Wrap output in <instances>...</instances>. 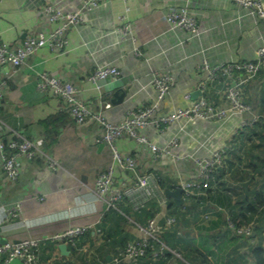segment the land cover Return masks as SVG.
<instances>
[{
  "label": "crops",
  "instance_id": "obj_1",
  "mask_svg": "<svg viewBox=\"0 0 264 264\" xmlns=\"http://www.w3.org/2000/svg\"><path fill=\"white\" fill-rule=\"evenodd\" d=\"M49 1L66 11L78 8L81 3V0ZM260 1L264 7V0ZM43 3L0 0V43L20 44L26 34L52 28L54 24L47 22L42 14ZM178 6L187 7L196 16L195 31L168 27L163 13ZM82 15L81 23L67 31L68 47L60 52L41 48L26 57L7 78L0 106L2 140L23 136L40 151L31 158L19 155L20 172L15 179L3 171L0 155V243L36 239L40 264H133L130 258L121 257L117 252L128 237L142 236L141 231L131 218L123 220L117 213L104 212L105 203L94 194L97 176L113 161L111 148L101 139L95 122L77 124L55 92L37 89V73L45 70L71 82L77 87L78 99L89 109L102 110L109 120L117 121L129 109L155 97L152 72L168 66L174 80L161 103V108L168 110L195 98L192 92L202 77L197 75L196 66L203 59L215 63L254 58L256 48L264 42V20L251 9L221 0H101L95 9ZM125 23H129L126 35L120 29ZM134 46L142 56L132 52ZM99 66H116L124 81L121 86L110 85L112 91L122 89L124 94L108 108L99 105L98 90L87 78ZM263 81L264 77L259 82L257 75L244 87V100L252 107ZM185 93H189V100L183 99ZM205 96L214 103H224L217 90L210 89ZM218 127L221 131L225 127L228 132L216 133ZM146 132L157 144L177 134L179 150L190 156L206 155L216 145H232L234 136L227 118L221 121L182 119L167 126L165 133L152 127ZM116 145L121 154L129 153L135 158L139 172L155 167L168 177L169 173L189 177L197 171L188 159L174 162L164 156L154 164L147 147L138 146L125 136L119 137ZM232 147L236 155L237 148ZM131 177L130 170L122 172L115 167V185ZM261 186L259 180L255 189ZM260 191L264 198V185ZM158 199L159 196L154 198V206ZM171 202L174 201L166 197L165 204L159 206L157 220L166 214ZM17 204H20L17 215L3 219L4 210ZM220 213L200 218L190 229L184 228L182 234L199 245L210 264H236L231 261L233 249L248 243L230 231L223 229L219 233L222 241L209 247L211 253L201 246L207 237L210 242L213 225L218 229L222 226L225 217ZM75 226H88V230L77 235L75 246L66 244L67 252L62 254L57 247L61 242L52 237ZM7 264L24 263L12 259ZM168 264L179 263L172 259Z\"/></svg>",
  "mask_w": 264,
  "mask_h": 264
},
{
  "label": "built area",
  "instance_id": "obj_2",
  "mask_svg": "<svg viewBox=\"0 0 264 264\" xmlns=\"http://www.w3.org/2000/svg\"><path fill=\"white\" fill-rule=\"evenodd\" d=\"M42 14L47 20L54 24L50 29H40L35 33L26 34L20 44L0 43V106L3 90L6 87L7 78L15 73L26 57L47 47L53 52H60L69 45L68 29L78 26L82 21V13L95 9L101 0H81L78 8L66 11L59 8L49 0H43ZM42 1V2H43ZM237 4L245 9H251L259 18L264 20V7L260 0H221ZM164 20L169 28H177L187 32L197 29L196 16L185 6L170 8L163 13ZM124 35L129 33V23L120 27ZM132 52L140 57L142 52L136 46ZM264 66V42L255 50L252 59H236L232 61H218L209 63L203 59L196 66V73L202 77L198 81L197 89L200 94L190 100L188 104H178L168 110L161 108L166 94L170 90L174 75L170 67L156 69L152 72V86L155 97L143 102L134 109H129L125 115L117 121H111L102 110H92L78 99L77 87L69 81H65L41 70L36 76V87L39 91L52 90L61 99L63 108L70 114L77 124L95 122L100 130L101 139L109 145L112 151L113 161L109 168L97 176L94 194L97 199L104 202L105 209L116 208L122 198H127L133 209L142 207L148 200L159 196L158 205L166 202L164 188L159 184L158 173L155 167H150L139 172L135 158L127 153L121 154L116 145L119 137L125 136L133 139L140 146L144 145L151 153L152 162L156 164L164 156H169L172 161L191 160L197 167L194 175L181 177L169 173V179L181 186L183 193L198 194L195 192L200 187L207 186L213 172L217 169L226 170V160L229 158V145H218L208 155L190 156L179 150V142L174 136L168 137L162 144H157L148 135L146 130L152 127L154 130H162L182 119H197L202 121H221L228 119L229 126L234 135L241 136L260 119L264 114L258 107H252L244 100V87L254 80L260 68ZM87 78L95 84L98 90V103L104 108L111 105L112 90L110 85L117 83L123 85L120 72L116 66H99L87 74ZM217 90L224 103L217 104L207 99L205 94L209 90ZM189 93L183 95V99L189 100ZM7 149H10L7 151ZM40 149L30 140L23 136L18 139H9L7 144L2 140L0 134V155L3 156L2 168L10 179H15L20 172L18 165L19 155L27 158L33 157ZM115 167L122 172L130 170L133 177L122 179L118 185L114 184ZM247 180H232L227 187L235 193V198L243 195V185ZM176 187V186H175ZM182 193V195H183ZM20 209V204L11 206L4 210L3 219L15 217ZM213 211H222L227 223L223 226L236 236L247 241V245L240 246L242 252L248 251L249 245H254L258 238L254 233V221L241 225H235L226 210L216 207L201 215L202 219L210 217ZM142 233V236L130 241L124 256L133 258L143 254L149 238L156 239V235L174 223V217H166L163 224L157 222L156 218L147 220L146 225L136 223L130 219ZM88 226L71 227L61 233L53 235V239L75 246V237L82 234ZM260 244L264 247V233ZM39 242L36 239L5 240L0 243V264H7L12 259H20L24 264H40L38 254ZM164 246L159 250L163 254ZM182 264H189L180 254L174 252Z\"/></svg>",
  "mask_w": 264,
  "mask_h": 264
},
{
  "label": "trees",
  "instance_id": "obj_3",
  "mask_svg": "<svg viewBox=\"0 0 264 264\" xmlns=\"http://www.w3.org/2000/svg\"><path fill=\"white\" fill-rule=\"evenodd\" d=\"M262 75H264V66L258 72L259 82L260 77H264ZM262 83L256 95L254 107H258L260 112L264 114V84L262 85ZM236 137L239 139L236 140ZM11 139L18 138L12 137ZM7 141L4 140L3 142L7 144ZM230 143L232 144H229L230 147L234 146L238 151L235 148L237 154L233 155V147L232 149L228 148L229 153L232 154L226 160V170L217 169L214 171L213 178H211L208 185L195 191L198 194L183 193V203L176 204L171 202L168 205V211L157 222L163 224L165 218L171 216L175 219L174 223L158 233L156 239L149 238L143 254L130 258L133 264H168L172 259L182 264L174 252L180 254L189 264H210L208 255L198 247L199 245L195 244L194 240L184 236L182 230L184 228L190 229L191 225L197 222L202 214L216 207L226 210L235 225L245 224L250 220L254 221L253 229L258 241L253 246L249 245L246 252L233 249L232 254L234 257L230 260L236 264H264V247L260 244L264 230V209L261 208L264 206V198L260 191V188L264 185V119L256 122L243 135H234ZM9 150L7 149V151ZM157 173L159 184L162 188H174L176 186V182L169 179L167 173H162L158 170ZM245 179L247 182L243 185L242 199L235 198V193L227 185L232 180L243 181ZM259 180L262 186L256 190L255 187L258 185ZM251 183H254L253 187H251ZM248 194L250 197H248ZM154 203V199H151L142 207L133 209L128 199L122 198L117 203L116 208L110 207L105 209L104 212L112 211L121 216L123 220L131 218L138 224L146 225L147 220L156 218L160 210V205L156 203V206H154ZM220 212L222 211H213L214 214H219ZM207 220L209 222L211 219L208 218ZM226 223L225 218L219 229L216 227L217 225H213V233L209 235L210 242H207V237L201 244L204 249L206 247L210 251L209 247L211 245H218L222 241L219 233H222L221 231ZM77 237H75V240H77ZM137 238L136 236L128 237L124 241L122 249L117 252L118 255L124 257V250L127 244ZM164 246L166 248L163 249V254H159V250ZM38 254L40 259L39 248ZM230 260L228 261L229 263H231Z\"/></svg>",
  "mask_w": 264,
  "mask_h": 264
},
{
  "label": "water",
  "instance_id": "obj_4",
  "mask_svg": "<svg viewBox=\"0 0 264 264\" xmlns=\"http://www.w3.org/2000/svg\"><path fill=\"white\" fill-rule=\"evenodd\" d=\"M42 1L43 0H34L35 3H39V2L41 3ZM123 94H124V91H122V89H115L112 92V97L110 101L112 103L118 101L122 97ZM199 94H200L199 89H196L192 92L193 97H197ZM182 193H183V189L179 185H176V187L174 188H164V195L167 198H171L176 204H180L183 202ZM57 247L62 254L67 252L65 243L61 242L57 245Z\"/></svg>",
  "mask_w": 264,
  "mask_h": 264
},
{
  "label": "rangeland",
  "instance_id": "obj_5",
  "mask_svg": "<svg viewBox=\"0 0 264 264\" xmlns=\"http://www.w3.org/2000/svg\"><path fill=\"white\" fill-rule=\"evenodd\" d=\"M230 61H232V60H229V62H230ZM215 126H216V125H215ZM166 130H167V127H165V128L162 130V132L165 133ZM215 131H216V133H221V132H223V131H227V129L224 127L223 130L221 131V130H220V127H218V128L215 129ZM227 132H228V131H227ZM166 133L168 134L169 132H166ZM168 136H170V135H168ZM173 136H174L175 138H177V140H178V142H179V145H180V138H179V136H178L177 134H175V135H173ZM217 146H218V145H216L213 149H215ZM213 149H212V150H213ZM207 154H209V153H206V155H207ZM196 156H197V155H196ZM202 156H205V155L202 154ZM135 161H136V160H135ZM136 163H137V162H136Z\"/></svg>",
  "mask_w": 264,
  "mask_h": 264
}]
</instances>
